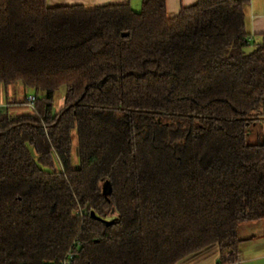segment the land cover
<instances>
[{"label":"trees","instance_id":"16d2710c","mask_svg":"<svg viewBox=\"0 0 264 264\" xmlns=\"http://www.w3.org/2000/svg\"><path fill=\"white\" fill-rule=\"evenodd\" d=\"M250 2L0 0V84L37 108L0 107V264H177L215 245L239 260L240 226L264 220Z\"/></svg>","mask_w":264,"mask_h":264},{"label":"crops","instance_id":"0c3cea01","mask_svg":"<svg viewBox=\"0 0 264 264\" xmlns=\"http://www.w3.org/2000/svg\"><path fill=\"white\" fill-rule=\"evenodd\" d=\"M197 1L167 0L168 12L174 16L181 11L183 6L194 5ZM48 2L52 6L84 4L95 7L111 3H130L134 6L140 5L142 0H48ZM246 13L248 27L252 34L264 33V0H251L246 6ZM13 86L6 87L0 84V105L9 104L14 99L20 102L26 97L34 95L30 93V89H25L20 83L18 86ZM17 91L25 93L23 94L25 95L24 99L19 98V95L15 96ZM24 108L29 111L26 106L18 108V111H26ZM239 237L241 239L239 264H264V220L242 224L239 228ZM221 257V249L215 245L201 253L189 256L177 264H221Z\"/></svg>","mask_w":264,"mask_h":264},{"label":"rangeland","instance_id":"374dc122","mask_svg":"<svg viewBox=\"0 0 264 264\" xmlns=\"http://www.w3.org/2000/svg\"><path fill=\"white\" fill-rule=\"evenodd\" d=\"M134 6H135V8H139L140 7V5H134ZM14 86H18V84H15ZM12 89H14V88H12ZM30 93L35 94L33 89H30ZM23 94H25V93L17 91V95H15V96L18 97V95H19V98L21 97V98L24 99L25 95H23ZM64 94H65V88H61L57 92L56 99H55V109H60L64 105V98H63ZM24 109H26V108H24ZM26 111H28V110L26 109ZM77 146H78V141H77V137L75 135L74 148H73V159H74L75 162H77L79 160L78 155H77V148H78Z\"/></svg>","mask_w":264,"mask_h":264},{"label":"built area","instance_id":"2783aa9c","mask_svg":"<svg viewBox=\"0 0 264 264\" xmlns=\"http://www.w3.org/2000/svg\"><path fill=\"white\" fill-rule=\"evenodd\" d=\"M35 100H36V95H31L27 98V102L25 103V106L30 110V111H37V108L35 106ZM3 105H0V107ZM72 254L69 253V255H67L66 259L64 260L63 264H72ZM227 264H239V260L236 262H232V263H227Z\"/></svg>","mask_w":264,"mask_h":264},{"label":"water","instance_id":"95a60500","mask_svg":"<svg viewBox=\"0 0 264 264\" xmlns=\"http://www.w3.org/2000/svg\"><path fill=\"white\" fill-rule=\"evenodd\" d=\"M103 189H104V191H103L104 194H105L106 196H109V194H110V193L112 192V190H113L110 181H106V182L104 183ZM113 213H115V210H113ZM92 215H93L94 217H96V218L99 219V216H97L96 213H95L94 211L92 212Z\"/></svg>","mask_w":264,"mask_h":264}]
</instances>
